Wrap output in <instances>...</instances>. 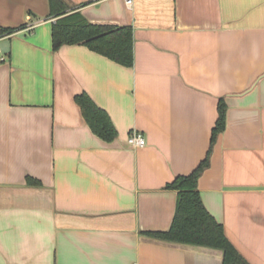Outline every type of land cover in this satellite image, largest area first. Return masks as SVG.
<instances>
[{"label": "crops", "instance_id": "1", "mask_svg": "<svg viewBox=\"0 0 264 264\" xmlns=\"http://www.w3.org/2000/svg\"><path fill=\"white\" fill-rule=\"evenodd\" d=\"M64 1L129 26L133 63L54 50L49 0H0V26L18 28L0 38V264H222L219 248L151 235L170 228L166 185L204 159L220 98L197 189L247 264H264V0ZM83 92L113 141L85 122Z\"/></svg>", "mask_w": 264, "mask_h": 264}, {"label": "trees", "instance_id": "2", "mask_svg": "<svg viewBox=\"0 0 264 264\" xmlns=\"http://www.w3.org/2000/svg\"><path fill=\"white\" fill-rule=\"evenodd\" d=\"M52 48L62 45H84L90 50L124 65L133 63V35L129 26L93 24L78 10H68L64 0H49ZM18 28L0 26V38ZM85 122L91 131L106 142L117 136V131L107 112L86 93L75 96ZM217 119L211 130L210 145L203 160L188 174L176 176L166 188L177 193L175 213L170 228L165 232H153L152 236L171 241L219 248L223 251L222 264H247L228 240L223 226L204 207L197 189L201 173L209 165V157L217 136L225 128L226 105L222 98L217 104ZM27 182L35 184L31 177Z\"/></svg>", "mask_w": 264, "mask_h": 264}, {"label": "built area", "instance_id": "3", "mask_svg": "<svg viewBox=\"0 0 264 264\" xmlns=\"http://www.w3.org/2000/svg\"><path fill=\"white\" fill-rule=\"evenodd\" d=\"M127 3H130L131 0H126ZM0 60H4L3 57H0ZM127 142L132 147H142L146 144L145 138L140 132H132L127 138Z\"/></svg>", "mask_w": 264, "mask_h": 264}]
</instances>
